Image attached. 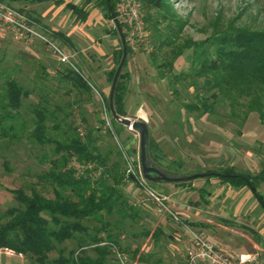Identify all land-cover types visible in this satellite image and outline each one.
Wrapping results in <instances>:
<instances>
[{"label": "rangeland", "instance_id": "1", "mask_svg": "<svg viewBox=\"0 0 264 264\" xmlns=\"http://www.w3.org/2000/svg\"><path fill=\"white\" fill-rule=\"evenodd\" d=\"M3 1L25 13L24 8L21 7L23 1ZM114 1L116 3V0ZM135 1L138 3L144 26L140 40L131 39L132 42L128 45L124 38L125 44L127 43L129 46V50L126 52L125 70L130 75L124 94V116L144 120L148 125L151 138L159 145L166 159H181L184 172L194 171L196 168L216 169L231 164L238 171L258 172L264 167V123L260 120L257 112L250 111L242 124L239 122L240 119L229 115L227 108L220 106L213 114H205L199 118L189 117L187 119L185 116L178 118L175 113L179 109L178 101L193 98V87L187 80L177 83L178 96H176L172 93L168 78L180 71H188L191 49H184L173 60L172 66L163 67L162 72L165 76L161 77L150 57L153 52H156L153 47V29L157 25L161 31H164L167 21H162V9L157 11L144 5L140 0ZM164 2L172 8L171 12L183 21L176 39V43L179 45L201 42L216 35L217 32L232 28L251 31L264 30V0H164ZM148 14L152 15L153 19L149 18L145 21ZM92 19V24L98 23L101 29L107 27L112 30V27H115L113 20L103 16V11L98 17L93 16ZM155 19H159V24H156ZM33 21L36 23L35 20ZM41 28L43 29V27ZM43 31L55 41L48 32L44 29ZM121 31L123 34V29ZM98 32L100 33L101 30L98 29ZM94 34L96 33L94 32ZM124 34L123 37H125ZM114 37L115 54L121 40L119 33ZM55 42L63 48L61 43ZM165 49L170 55L172 54L170 47ZM33 52L37 54H31ZM65 53L69 56L70 63L68 64L61 63L44 42L34 41L27 44L16 41L8 33L0 34V83L6 78H15L24 90L39 93V95L22 99L23 107L18 122L25 121L27 129L33 128L31 120L35 118V115L32 112V103L35 99L40 105H46L52 113V117L50 116L45 121L47 135L60 140L65 133L70 134L73 127L80 136L89 132L93 144L102 154L109 153L110 160H115L120 154V159L127 171L129 165H134L131 159L132 155H135L138 160L139 137L137 132L114 123L112 117L109 116L110 113L107 114L114 134L104 130L103 107L107 104L106 96L109 93L111 82L107 80L105 74L104 87L97 82L95 85L83 71L82 64L77 63L75 56L66 51ZM162 54L160 52L158 55ZM47 63L55 71H47ZM109 65L111 69L117 67L114 57ZM70 70L78 71L85 78L89 83L87 84L90 91L75 87L64 77L65 73ZM97 92L101 95L102 100L99 99ZM117 126L125 130L121 135L117 132ZM126 131L130 132L127 136H125ZM25 135L26 133L22 132L18 133L14 139L9 136L0 137V176L3 177L4 184L9 188L21 187L25 190V194H30L31 187H33L47 198H51L53 197L51 186L38 179L37 175L46 172L49 169L48 160L54 155H58L53 153L55 143L39 144L27 139ZM128 143H131V146ZM131 149H134L135 153ZM68 165L78 172H81L85 167H91L87 164H78L74 158L69 159ZM96 174L98 173L93 175ZM201 182L200 179L195 180L196 185ZM162 183L166 182H159L152 187L162 195H166L168 189L162 186ZM168 183L172 185L170 182ZM236 191L238 198L247 203V215L249 214L246 217L240 213V222H235L232 225L241 232L238 233L240 236L237 241L244 243L247 240L246 237H250L251 244L256 243L264 248V209L256 202L255 198L248 199L246 188L245 192L240 191L239 188ZM261 191L264 194V185H261ZM14 206L21 207L10 192V196L6 198L4 204L0 205V213ZM93 225L99 224L90 222L89 232H92L91 226ZM205 234L207 235V232ZM187 235L184 234L180 238V242L186 243ZM100 236L104 237V233H101ZM131 242L133 241L131 240ZM131 242L128 241L126 244L131 245ZM98 244L110 245L104 241H100ZM113 245L117 246L114 243ZM59 246L64 247L65 255L73 250L74 255L77 254L75 240H66ZM109 247L111 249L106 256V264H132L131 255L127 254L128 256H126L125 254L128 252L123 248ZM83 248L90 249L87 246ZM116 250L121 256L117 254ZM55 256V251L49 252L50 258ZM175 259L178 261L177 264H184L183 255L176 256ZM255 263L264 264V254H258Z\"/></svg>", "mask_w": 264, "mask_h": 264}, {"label": "trees", "instance_id": "2", "mask_svg": "<svg viewBox=\"0 0 264 264\" xmlns=\"http://www.w3.org/2000/svg\"><path fill=\"white\" fill-rule=\"evenodd\" d=\"M90 1L92 0H85V3ZM140 1L157 11L162 9V21H167L164 31L157 25L153 29V47L156 52L152 53L150 60L161 77L165 76L163 67L172 66L173 60L184 49H191L188 71H180L168 78L172 93L176 96L177 83L187 80L193 87V98L181 101L176 99L179 109L175 113L178 118H199L215 113L220 106L227 108L232 117L240 119L241 124L250 111L257 112L264 123V30L232 28L217 32L201 42L179 45L176 39L183 21L171 12L172 8L164 0ZM98 3L104 9V16L110 20L115 19L122 30V24L116 19L115 1L98 0ZM73 7L81 19L86 18L88 11ZM149 18L153 19V16L148 14L145 21ZM155 20L159 24V19ZM112 32L118 35L116 25L112 27ZM166 47L171 48V55ZM128 50L126 43V52ZM160 52L163 53L161 56L158 55ZM121 55L120 42L114 54L116 65ZM125 68L124 61L113 96L114 108L120 115H125L124 94L130 78ZM115 69L116 67L106 73L109 82L112 81ZM65 77L75 87L90 91L89 85L78 71H67ZM25 95L27 91L15 78H6L0 83V137L9 136L14 139L18 133L25 132L27 139L39 144L55 143L53 153L58 155L48 160L49 169L46 172L37 175L38 179L51 186L53 197L47 198L33 187L30 194H25L21 187L9 188L0 182V187L11 192L21 205L9 207L0 213V247H9L14 252L23 253L36 264H106L110 247L98 243L105 240L119 245L115 230L120 229L123 218L130 217L134 211L124 196L122 187L126 179L134 181V178L126 173L120 154L115 160H110L109 153L102 154L93 144L89 132L80 136L73 127L71 133H65L60 140L47 135L45 121L52 117V113L46 105L33 106V128L27 129L25 121L18 122ZM106 100L109 110L108 95ZM112 121L124 128L113 118ZM132 151L135 153L134 149ZM148 153L152 161L171 175L214 172L204 177H217L233 187L248 186L264 206V196L259 192L260 185L264 184V167L256 173L238 171L232 165L216 169L196 168L194 171L184 172L181 159H168L166 164L161 163L166 156L150 134ZM70 158H74L80 165L87 164L91 167L78 172L68 165ZM131 159L134 165L139 164L135 155ZM94 173L98 174L93 175ZM193 180L171 184L186 185ZM159 182L166 181H149L151 185ZM90 222L99 224L91 226L92 232L88 231ZM101 233H105L104 237L100 236ZM66 240H75L77 254L74 255V250L69 251L68 255L63 253L65 249L59 244ZM85 246L90 249L83 248ZM50 251H55L56 256L50 258Z\"/></svg>", "mask_w": 264, "mask_h": 264}, {"label": "crops", "instance_id": "3", "mask_svg": "<svg viewBox=\"0 0 264 264\" xmlns=\"http://www.w3.org/2000/svg\"><path fill=\"white\" fill-rule=\"evenodd\" d=\"M73 5L88 11L85 19L80 18V14ZM21 7L55 41L63 45L64 51L75 56L77 63L83 65H81L83 71L95 85L97 82L104 87V77L111 70L109 64L114 57L115 34L107 27L101 29L98 23L92 24L93 16L98 17L102 11L104 16V9L98 0H92L88 4L85 0H45L41 2L25 0ZM98 29L101 30L100 33ZM31 54L36 55L37 53ZM46 70L52 72L54 69L47 63ZM83 79L85 80L84 77ZM35 95L39 93L28 90L23 98ZM39 105V102L34 99L32 108ZM124 128L128 127L124 126ZM124 131L117 126V132L120 135ZM129 134V131L125 132V136ZM128 145L131 146V143ZM161 163L166 164L167 159L162 160ZM198 179L202 182L196 185L195 180ZM0 182L4 184L1 176ZM135 184V181L126 179L122 187L124 196L134 211L130 217H124L121 228L115 230L119 245L115 246L105 240L104 243L110 244L112 248L114 246L119 247L117 249L123 248L128 252L126 256L131 255L132 264H177L175 257L180 255H183L184 264H186L184 250L189 243V234L169 214L159 213L154 204ZM161 185L168 189L166 196L172 211L182 221L207 232V237L218 248L234 255H249L255 260L258 254H264L262 245L259 246L254 242L251 244L250 237L245 236L247 240L244 243L238 242L237 239L240 236L238 233L241 232L232 226L235 222H240V213L246 217L249 215H247V203L238 198L236 191L238 188L242 192H245L246 188L248 199L255 198L264 209L248 186L233 187L217 177H198L186 185L175 186L169 183ZM261 185L259 192L264 196ZM9 196L10 192L0 187V205H3ZM184 234H188L186 243L180 242ZM128 241L131 245L126 244ZM0 264L36 263L23 253L13 252L12 254L0 253Z\"/></svg>", "mask_w": 264, "mask_h": 264}, {"label": "built area", "instance_id": "4", "mask_svg": "<svg viewBox=\"0 0 264 264\" xmlns=\"http://www.w3.org/2000/svg\"><path fill=\"white\" fill-rule=\"evenodd\" d=\"M115 12L116 19L122 24L125 40L128 45L131 44V39L140 40L144 22L139 13L138 3L135 0H116ZM3 33H8L16 41L27 44L34 41L44 42L61 63H70L69 56L65 51L48 37L43 29L29 18L26 13L0 0V34ZM97 94L99 99L102 100L101 95L98 92ZM103 108L104 130L106 129L114 134L110 118L108 117L109 110L106 105ZM126 173L134 178L136 185L145 194L147 199L154 204L159 213L169 214L189 234L190 239L185 250L186 264H256L255 258L252 256L234 255L221 250L207 237L202 229L193 227L182 221L172 211L168 204L167 196L154 190L149 181L142 175L139 164L129 165ZM114 248L116 247L114 246ZM13 252L9 247H0V253L12 254ZM117 254L121 256L119 252Z\"/></svg>", "mask_w": 264, "mask_h": 264}, {"label": "water", "instance_id": "5", "mask_svg": "<svg viewBox=\"0 0 264 264\" xmlns=\"http://www.w3.org/2000/svg\"><path fill=\"white\" fill-rule=\"evenodd\" d=\"M119 36L121 40V45H122V55L121 59L115 69L112 81H111V86L108 94V106H109V111L111 113L112 118L119 124L128 127L129 129L137 132L138 137H139V142H138V163L140 170L142 172V175L148 180L152 182L156 181H166V182H178V181H188L192 180L198 177H204V176H209L211 174H214V172H194L191 174L187 175H171L167 173L162 167H160L157 163L152 161L149 157L148 153V147H149V129L148 125L144 120H139V119H132L128 116L120 115L119 113L116 112L114 105H113V96L114 92L116 89V84L117 80L119 77V74L122 70L125 58H126V44L125 40L122 34V31L120 27L117 24V21L114 19L113 20Z\"/></svg>", "mask_w": 264, "mask_h": 264}]
</instances>
